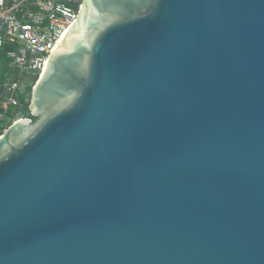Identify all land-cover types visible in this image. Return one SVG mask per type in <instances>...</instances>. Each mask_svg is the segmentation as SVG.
Wrapping results in <instances>:
<instances>
[{"label":"water","instance_id":"obj_1","mask_svg":"<svg viewBox=\"0 0 264 264\" xmlns=\"http://www.w3.org/2000/svg\"><path fill=\"white\" fill-rule=\"evenodd\" d=\"M0 137V264H264V0H82Z\"/></svg>","mask_w":264,"mask_h":264},{"label":"built area","instance_id":"obj_2","mask_svg":"<svg viewBox=\"0 0 264 264\" xmlns=\"http://www.w3.org/2000/svg\"><path fill=\"white\" fill-rule=\"evenodd\" d=\"M80 5L81 0H0V51L10 69L0 80V137L13 122L28 117L27 88L35 82L27 74L35 81L39 78L75 22Z\"/></svg>","mask_w":264,"mask_h":264},{"label":"trees","instance_id":"obj_3","mask_svg":"<svg viewBox=\"0 0 264 264\" xmlns=\"http://www.w3.org/2000/svg\"><path fill=\"white\" fill-rule=\"evenodd\" d=\"M82 1V0H81ZM5 61V62H3ZM8 58H6V56L4 55V52L3 51H0V80H4L7 78L9 72H10V69L7 65L8 63ZM32 88L33 86L32 85H29L28 88H27V91L31 94L32 92ZM30 104V102L28 103V105ZM26 114L28 117H31L33 119H36V117L32 116L31 113H30V109L27 108L26 110Z\"/></svg>","mask_w":264,"mask_h":264},{"label":"rangeland","instance_id":"obj_4","mask_svg":"<svg viewBox=\"0 0 264 264\" xmlns=\"http://www.w3.org/2000/svg\"><path fill=\"white\" fill-rule=\"evenodd\" d=\"M3 62H5V61H3ZM7 65H8V67H9V61H8ZM27 76L29 77V80L32 78V83H34V82L36 83L37 80L39 79V78H37V80L35 81V80H34L35 77H32L31 74H27ZM29 80H28V83H29ZM30 84H31V83H30ZM30 84H29V85H30ZM34 85H35V84H34Z\"/></svg>","mask_w":264,"mask_h":264}]
</instances>
